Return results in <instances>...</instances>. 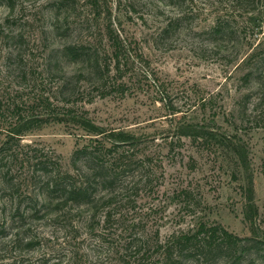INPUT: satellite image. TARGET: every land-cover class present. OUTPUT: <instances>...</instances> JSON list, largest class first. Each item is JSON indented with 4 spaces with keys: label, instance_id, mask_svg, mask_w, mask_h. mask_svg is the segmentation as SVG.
<instances>
[{
    "label": "rangeland",
    "instance_id": "rangeland-1",
    "mask_svg": "<svg viewBox=\"0 0 264 264\" xmlns=\"http://www.w3.org/2000/svg\"><path fill=\"white\" fill-rule=\"evenodd\" d=\"M97 2L98 6L94 0H10V6L0 0V97L10 95L27 103L34 96L32 86L39 85L62 106L61 79L84 73V66L64 60L61 49L69 43L86 44L105 57L110 52L107 27L113 25L124 39L137 41L138 51L151 63L150 71L172 92L173 104L182 112L171 116L161 96L147 93L140 84L132 85V96L101 99L87 80L81 90L84 98L75 106L67 104L108 130L148 140L152 183L140 188L136 209L121 229L131 225L133 236L146 240L160 231L165 240L174 232L196 229L204 218L240 237L251 236L244 219L246 173L235 155L225 146L198 145L185 138L179 142L181 123L215 121L212 129L218 136H236L248 148L258 225L264 231V62L244 66L256 49L264 47V0L257 12L237 7L232 0ZM220 18L233 34L214 42L208 31ZM171 23L174 26L164 33ZM247 72L252 73L250 80ZM88 138L76 126L54 123L28 133L19 143L21 149L32 146L59 157L64 170L74 173L73 154ZM20 170L16 177L27 194L34 188L24 180L29 167ZM181 189L192 190L196 199L177 201L174 196ZM3 193L0 185V264L2 259L24 258L14 245L20 222L11 220L18 200L3 198ZM58 215L31 224L40 239V247L30 255L34 260L48 256L57 264H125L123 244L130 233L102 224L92 231L87 208Z\"/></svg>",
    "mask_w": 264,
    "mask_h": 264
},
{
    "label": "trees",
    "instance_id": "trees-1",
    "mask_svg": "<svg viewBox=\"0 0 264 264\" xmlns=\"http://www.w3.org/2000/svg\"><path fill=\"white\" fill-rule=\"evenodd\" d=\"M3 1L13 6L10 0ZM260 1L232 0L237 7L247 8L248 12H257ZM94 3L98 6L97 0ZM179 21H184V18ZM174 23L168 25L164 33L169 32ZM106 34L110 52L105 57L86 44L69 43L61 49L64 60L84 66V73L66 75L61 79L62 106L56 102V97L39 85L32 86L34 96L27 103L10 95L8 99L0 97V138L3 137L0 139V185L4 190L3 198L12 202L18 200L12 209L11 220L20 222L14 245L24 257L12 258L11 261L2 259L1 264H57L48 256L40 260L30 256L40 247V239L34 236L31 224L52 214L60 216L80 208H87L92 213V231L102 224L105 229L116 228V232L130 233L123 244L125 264H257L264 260V231L258 225L259 209L248 148L236 136H218L212 129L216 126L215 121L211 125L181 123L177 127L179 142L185 138L198 145L225 146L235 155L238 165L246 173L244 219L251 236L240 237L221 224L204 218L196 229L174 232L165 240H161L160 231H157L156 238L146 240L134 237L131 225L121 229L129 212L136 209L140 188L152 183L153 171L149 163L153 155L147 152L145 144L148 140L144 136L124 130H108L90 119L87 112L73 107L84 98L81 92L83 82L89 81L101 99L132 96V85L140 84L148 88L147 93L151 90L157 98L161 96L159 100L171 116L176 117L182 112L173 104L172 92L160 84L157 73L150 71L151 63L138 51L137 41L124 39L113 25L107 27ZM232 34L223 18L218 19L208 31L214 42ZM254 61L264 62V47L256 49L244 61V66L248 68ZM245 77L250 80L252 73L247 72ZM54 123L76 126L89 137L88 143L73 154L74 173L64 170L59 157L55 158L44 150L32 146L20 148V140L28 133ZM24 167H29L24 180L34 186L27 194L22 193L21 181L16 177ZM174 198L184 203L196 199L190 189H181ZM202 204L199 200V206Z\"/></svg>",
    "mask_w": 264,
    "mask_h": 264
}]
</instances>
